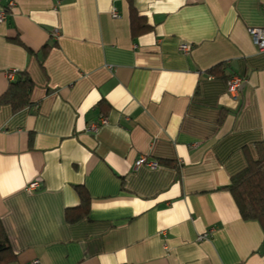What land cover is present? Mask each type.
Here are the masks:
<instances>
[{
  "label": "crops",
  "instance_id": "crops-1",
  "mask_svg": "<svg viewBox=\"0 0 264 264\" xmlns=\"http://www.w3.org/2000/svg\"><path fill=\"white\" fill-rule=\"evenodd\" d=\"M14 2L0 95L10 71L33 87L30 106L0 104L10 264H264V229L225 188L264 140V51L249 35L264 0H132L151 26L136 36L128 0ZM222 62L223 75L208 72ZM230 76L243 79L236 94ZM140 155L159 165L136 167ZM75 186L86 214L67 222Z\"/></svg>",
  "mask_w": 264,
  "mask_h": 264
},
{
  "label": "trees",
  "instance_id": "trees-1",
  "mask_svg": "<svg viewBox=\"0 0 264 264\" xmlns=\"http://www.w3.org/2000/svg\"><path fill=\"white\" fill-rule=\"evenodd\" d=\"M128 2L132 36L148 31L151 26L146 23L143 16L138 14L132 0H128ZM48 48L49 45L44 44L41 50L46 53ZM28 51L32 52L31 50ZM224 67L223 62L218 63L212 66L208 72L211 75H223ZM32 87L33 81L28 72L26 70L17 71L15 79L9 81L6 90L0 95V104H9L13 110L30 106ZM253 146L256 156L252 157L248 151H245L246 165L231 175L225 188L232 195L241 218L257 221L264 229V140L255 142ZM75 189L80 198V204L77 207L66 208L65 220L67 222H75L86 214V192L80 186H75ZM15 259L16 254L10 246L8 236L0 220V264H10Z\"/></svg>",
  "mask_w": 264,
  "mask_h": 264
},
{
  "label": "built area",
  "instance_id": "built-area-1",
  "mask_svg": "<svg viewBox=\"0 0 264 264\" xmlns=\"http://www.w3.org/2000/svg\"><path fill=\"white\" fill-rule=\"evenodd\" d=\"M190 2H198L200 0H189ZM2 3V6L0 7V24L5 22L9 16L10 12L13 10L15 6L14 0H0ZM262 11H264V4H262ZM112 16H117V13L115 10L112 11ZM52 35L56 37L58 35L57 28L53 29ZM249 35L250 38L256 47L258 51H264V28L261 27H252L249 29ZM190 49V46L188 44H181L180 50L183 52H186ZM8 78L10 81L14 80L16 77V71H10L7 73ZM243 79L239 76H231L227 80V89L229 92L236 94L238 91L239 86L241 85ZM107 122V119L105 116H101L98 120L91 122L88 125V130L92 132H96L97 129L105 124ZM134 165L136 167L146 165L150 168H155L159 165V162L156 159L148 158L146 155H140L134 162ZM39 182L35 181L30 183L26 190L31 191L32 189H35L39 186ZM208 237V232L201 233L197 236V240L206 239ZM35 263H38L37 260L34 261Z\"/></svg>",
  "mask_w": 264,
  "mask_h": 264
},
{
  "label": "water",
  "instance_id": "water-1",
  "mask_svg": "<svg viewBox=\"0 0 264 264\" xmlns=\"http://www.w3.org/2000/svg\"><path fill=\"white\" fill-rule=\"evenodd\" d=\"M243 85H244V83L242 82L241 85L238 88V91H241L242 90Z\"/></svg>",
  "mask_w": 264,
  "mask_h": 264
}]
</instances>
